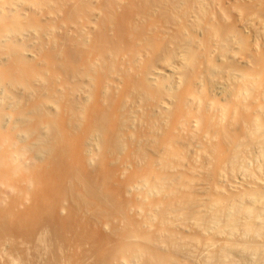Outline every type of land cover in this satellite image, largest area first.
Returning <instances> with one entry per match:
<instances>
[{"label": "bare ground", "instance_id": "bare-ground-1", "mask_svg": "<svg viewBox=\"0 0 264 264\" xmlns=\"http://www.w3.org/2000/svg\"><path fill=\"white\" fill-rule=\"evenodd\" d=\"M0 264H264V0H0Z\"/></svg>", "mask_w": 264, "mask_h": 264}]
</instances>
